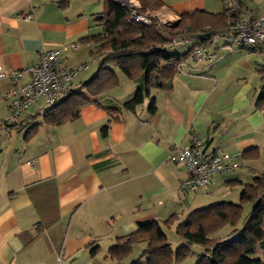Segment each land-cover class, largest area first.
<instances>
[{
  "label": "crops",
  "instance_id": "0c3cea01",
  "mask_svg": "<svg viewBox=\"0 0 264 264\" xmlns=\"http://www.w3.org/2000/svg\"><path fill=\"white\" fill-rule=\"evenodd\" d=\"M159 1L162 16L174 24L184 14L221 13L231 2L264 14V0ZM105 9L104 0H0V67L25 71L41 50H55L66 68L88 63L74 80L72 90H78L98 64L93 45L80 39L99 32L96 19ZM26 15L31 20H24ZM216 54L212 64L187 58L171 89L150 87L133 109L123 104L147 84L118 72L117 86L87 97L78 116L58 126L42 123L44 99L39 98L20 125L2 127L11 81L1 79L0 264H132L139 256L116 261L108 250L138 224H161L171 217L178 224L195 210L227 202L224 191L234 185L241 190L247 183L239 168L246 165L214 176L209 193L184 192L180 183L187 169L168 160L174 146L188 145L190 135L207 153L218 147L240 153L241 159L243 151L264 146V110L255 108L264 42L255 48L233 46L230 52L221 48ZM251 76L253 85H247ZM28 81L24 74L22 83ZM137 245L143 253L145 244Z\"/></svg>",
  "mask_w": 264,
  "mask_h": 264
},
{
  "label": "trees",
  "instance_id": "16d2710c",
  "mask_svg": "<svg viewBox=\"0 0 264 264\" xmlns=\"http://www.w3.org/2000/svg\"><path fill=\"white\" fill-rule=\"evenodd\" d=\"M104 1L105 12L96 19L99 32L80 39L93 45L91 53L98 60L97 71L78 90H72L70 95L44 111L41 117L45 125L58 126L76 118L80 108L87 103V97H98L117 86L118 72L128 80H140L147 84L145 90L138 88L123 104L126 109L142 104L152 86L171 89L173 77L192 48L216 33L229 31L237 18L227 7L217 14L198 11L181 15L173 26H162L156 21L146 26L132 21L128 10L117 1ZM137 1L139 12L158 11L162 7L159 0ZM189 41L193 45L185 54L171 52L173 46ZM259 76L255 108L261 111L264 110V69L259 70ZM154 111V100H151L149 112L153 114ZM36 127L34 125L31 129ZM102 132H106L105 127ZM256 153L255 147L247 149L243 151L242 159ZM248 203L250 209L243 216V206ZM172 223L173 217L161 224L157 221L138 224L133 233L118 239L108 250L109 257L121 261L135 245L144 243V252L132 264L179 263L189 256L190 246L196 244L206 248V254L196 264H264V174L255 175L250 183L242 187L239 202L212 204L193 211L176 224L175 234L181 244L175 252L163 230ZM225 226L231 228L228 238L218 241L210 238L211 234Z\"/></svg>",
  "mask_w": 264,
  "mask_h": 264
},
{
  "label": "built area",
  "instance_id": "2783aa9c",
  "mask_svg": "<svg viewBox=\"0 0 264 264\" xmlns=\"http://www.w3.org/2000/svg\"><path fill=\"white\" fill-rule=\"evenodd\" d=\"M115 1L128 10L130 19L134 22L146 26L151 25L153 21L162 26L174 24L172 19L163 17L159 10H147L142 14L136 0ZM227 7L237 15L234 25L229 31L216 33L192 48L189 60L212 64L218 59L216 54L218 49L230 52L233 46L255 48L264 42V14L255 15L237 2H231ZM31 18V15L24 16L26 21ZM70 47L73 50L77 48L76 45ZM88 66V63H82L73 68H66L59 59L58 51L41 50L37 62L25 71H4L0 67V80L8 78L11 81V87L4 94L9 115L2 122V127L12 128L20 125L24 112L39 98L44 99L43 107L40 109L42 116L47 108L70 95L75 78L86 71ZM24 74L29 77L26 83H22ZM168 160L171 163H182L187 169V176L180 183L181 191L194 192L202 189L208 193L214 176L231 173L240 167L241 154H231L218 147L207 153L203 151L201 141L195 135H190L188 145L174 146L169 152ZM30 165L34 166V163L30 162Z\"/></svg>",
  "mask_w": 264,
  "mask_h": 264
},
{
  "label": "rangeland",
  "instance_id": "374dc122",
  "mask_svg": "<svg viewBox=\"0 0 264 264\" xmlns=\"http://www.w3.org/2000/svg\"><path fill=\"white\" fill-rule=\"evenodd\" d=\"M141 13L144 14L143 12H141ZM151 14H153V13H151ZM192 44H193V42L189 41V42H186L182 45H175L171 48V52L174 54H181V53L183 54ZM89 64H91V62ZM92 65H94V64H92ZM123 78L124 77L122 75H120V80H122ZM258 80H259V78L256 80V83L258 82V84L260 85V81H258ZM253 81H254V78L252 76L248 77L246 79L247 85H253ZM262 129L264 130V127H262ZM263 136H264V133H263ZM262 147L263 148H260V147L256 148L255 147L257 150V153L255 156H254V154H252L250 157H247L246 159H241L240 167L245 166V165L247 167V168H245V167L239 168V170L242 169L241 172H242L243 176L241 177V179L246 183H250L255 175L264 174V146H262ZM239 170H237V171H239ZM239 189H240L239 187L234 185L230 190L224 191L225 195H224L223 199L227 202H232V203L239 202V192H240ZM208 193H209V191H208ZM249 209H250V203L245 204L243 206V216H245L248 213ZM176 224L177 223L173 222L171 225L163 228V230L166 234V237H167V242L170 244V247L173 250V252H175L176 248L178 247V244H177L178 243V237L175 234ZM230 231H231V228L228 226H225L221 229H218L213 234H211L210 238H213L216 241L226 239L231 235V234H229ZM138 247H139L138 245H135L132 248V250L129 254L130 259H136V258H138V256L141 255L142 250L139 249ZM205 250H206L205 247H203L201 245L193 244L190 246L189 256H187L184 260H182L179 263L173 262L172 264H196L199 261V259L203 255L206 254ZM107 264H111V262L108 261Z\"/></svg>",
  "mask_w": 264,
  "mask_h": 264
},
{
  "label": "water",
  "instance_id": "95a60500",
  "mask_svg": "<svg viewBox=\"0 0 264 264\" xmlns=\"http://www.w3.org/2000/svg\"><path fill=\"white\" fill-rule=\"evenodd\" d=\"M177 23L173 24V25H176Z\"/></svg>",
  "mask_w": 264,
  "mask_h": 264
}]
</instances>
